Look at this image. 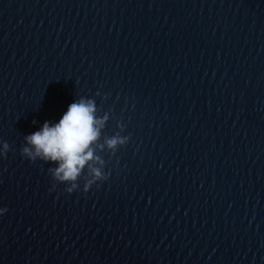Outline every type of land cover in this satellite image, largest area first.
Listing matches in <instances>:
<instances>
[{
	"label": "water",
	"instance_id": "obj_1",
	"mask_svg": "<svg viewBox=\"0 0 264 264\" xmlns=\"http://www.w3.org/2000/svg\"><path fill=\"white\" fill-rule=\"evenodd\" d=\"M79 96L129 139L49 191L23 137ZM3 142L0 264H264V0H0Z\"/></svg>",
	"mask_w": 264,
	"mask_h": 264
},
{
	"label": "clouds",
	"instance_id": "obj_2",
	"mask_svg": "<svg viewBox=\"0 0 264 264\" xmlns=\"http://www.w3.org/2000/svg\"><path fill=\"white\" fill-rule=\"evenodd\" d=\"M106 118L107 115L102 117L96 114V104L92 98L79 96L68 103L58 119H45L37 128L24 135L22 156L30 161L39 159L49 162L47 172L52 181L49 191L62 183L67 193L74 190L87 192L91 186L99 187L100 182L107 180L104 161L93 145L96 148L107 146L115 151L129 137L116 133L106 137L103 145L98 144ZM33 123L36 121L33 120ZM7 148V142H3L0 154ZM6 210V206H0V215Z\"/></svg>",
	"mask_w": 264,
	"mask_h": 264
}]
</instances>
